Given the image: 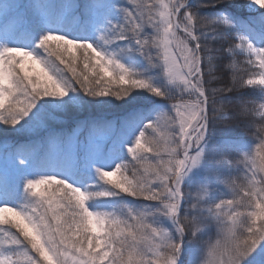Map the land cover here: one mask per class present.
<instances>
[{"label": "snow or ice", "instance_id": "6c2138e0", "mask_svg": "<svg viewBox=\"0 0 264 264\" xmlns=\"http://www.w3.org/2000/svg\"><path fill=\"white\" fill-rule=\"evenodd\" d=\"M248 3L262 15L239 27L226 12L202 14L222 0L0 3L9 22L0 38H29L27 47L0 44V149L21 145L10 136L27 138L25 145H40L43 161L33 166L35 157L17 156L11 184L0 172V225L19 234L0 228V249H11L0 251V264H184V237L211 226L217 238L203 242L199 264H264V128L254 149L226 146L243 156V183L207 169V213L199 200L191 212L183 207L184 177L206 158L210 125L226 119L215 115L214 99L208 115L205 61L216 58L206 41L215 36L199 29L215 33L223 24L237 34L239 43L226 42L228 53L240 49L260 69L239 83L261 86L264 96V0ZM118 54L138 55L146 68L134 71ZM145 92L168 107H149ZM213 183L222 190L209 191ZM125 195L148 203L90 208Z\"/></svg>", "mask_w": 264, "mask_h": 264}, {"label": "trees", "instance_id": "16d2710c", "mask_svg": "<svg viewBox=\"0 0 264 264\" xmlns=\"http://www.w3.org/2000/svg\"><path fill=\"white\" fill-rule=\"evenodd\" d=\"M190 1V3H192L194 6L200 5L202 3V0ZM222 2L224 3V5H217L216 10L202 9V14H215L217 10H223L233 18V21L235 23L234 25H237V27H239L240 23L251 21L253 20V18L256 19V16H261V14H253L255 16H251L250 13L247 12L248 0H222ZM149 31L151 30L149 29ZM199 31H203L206 36H215L214 41L211 40V38L206 41L209 44L208 55H211L216 58L215 61L211 63V65H209L207 60L205 61V87L208 89L210 96V106L208 109V115L210 119L214 115L211 105V100L214 99L215 108L217 109L215 115L217 117H226V119L218 120L215 128H212V126L210 125L209 133L207 135L208 142L206 144L207 156L205 159L202 160V164H207L204 165L205 168H209L212 170L219 169L221 172H224L231 168V164L235 161L234 159H236L237 157V153L226 151V146L228 144L238 143L242 150L243 147L252 142H259L257 136L261 133H259L258 130L260 128H264V117L261 116L260 108L261 105H264V96H262L260 92L261 86L246 84L241 85L239 83L241 82L244 76L252 75L253 73H257L258 71L256 67L248 64L249 59L245 60L244 58H241L240 62L237 63L235 68H232L228 51L226 48V42L233 41V38L236 36V33L227 31L222 24L216 25L215 33H212L211 30L207 28L199 29ZM237 54L238 53H236V55ZM119 58L122 63H125L127 67L134 71L143 72L146 68V62L143 60L142 57H139L138 55H119ZM252 59L255 60V57H252ZM80 69H82V65L80 66V68H78V71ZM209 72L211 73V75H209ZM236 72H239V80L234 83L233 74H235ZM157 82L158 81L154 80V83ZM213 88L224 89V91L213 93ZM229 88H231L232 91H227V89ZM143 95L147 97L149 101V107H153L155 105H164L165 107H168L166 103L160 101L158 98L150 97L149 94L146 92ZM174 102L175 101H172L170 103ZM91 104L92 102L89 101V112L92 115H96L97 112L91 106ZM244 107L248 109H254L255 112H249L247 114H244L242 112V108ZM26 139L27 138H22L19 136L9 137V140L12 144L20 143L21 145L19 147L21 148H26L28 150L37 149L39 145H36L35 147H33L32 145H25L24 143ZM32 139H38V137H32ZM221 157L224 160V163L218 166L216 160ZM192 181L193 187L196 188L195 185L197 184V181ZM235 181L237 184H241L244 182V178L242 180L236 178ZM182 187L184 188V198L187 197V192L191 195V190L186 184H182ZM131 201L134 203L132 197H128L125 195L124 197H114L109 200L98 199L92 201L91 204L95 205L99 210L111 211L120 206V202ZM136 202H138L139 204L148 203L143 201H135V203ZM181 218L183 219V213L181 214ZM14 232L16 233V230H14Z\"/></svg>", "mask_w": 264, "mask_h": 264}, {"label": "rangeland", "instance_id": "374dc122", "mask_svg": "<svg viewBox=\"0 0 264 264\" xmlns=\"http://www.w3.org/2000/svg\"><path fill=\"white\" fill-rule=\"evenodd\" d=\"M13 2V0H0V3H11ZM18 2H22V3H28V0H18ZM58 2V0H48L49 6L50 8L53 7L55 5V3ZM123 3H126L127 0H122ZM191 2V1H190ZM216 10V8H214ZM223 10H217L216 12H220ZM215 12V13H216ZM224 12V11H223ZM248 13H250L251 16H255V15H262L260 10H257L254 6L250 5L248 3ZM255 14V15H253ZM253 18V17H252ZM256 18H258L256 16ZM254 19V18H253ZM9 22L6 21L3 17H0V28L7 26ZM233 24L234 21H233ZM246 24V22L244 23H240V25H244ZM223 25V24H222ZM223 27L226 29V26L223 25ZM237 35V34H236ZM28 36L20 33L18 35H16L15 37L9 39V40H4L3 38H0V44H4V43H9L10 46H29L28 45ZM251 39V36H250ZM233 43H239L238 39H234L233 38ZM259 46V43H258ZM236 53H238L236 55ZM229 58H230V62L232 65V68L234 69L235 66L237 65V63L240 62L241 58H244L245 60L249 59V55L246 52H242L240 49H236L233 53H228ZM243 55V56H242ZM242 56V57H240ZM257 68V67H256ZM257 73L260 71L259 68H257ZM233 77L236 78V82L239 80V72H236L235 74H233ZM249 78H254L252 75L249 76H244L242 80H247ZM241 80V81H242ZM234 82V80H233ZM234 82V83H236ZM184 99H188L187 96L184 97ZM160 107L163 108H167L164 105H159ZM172 115H174V112L172 113ZM103 136V134H102ZM258 142H252L248 145H246L245 147H243L242 151H248L251 148L254 149L255 148V144ZM39 150H40V145L37 147V149H32V150H28L26 148H21V147H17L14 150H10L7 153H5L2 149H0V172H3L4 174V178L11 184L14 183L17 177V173L14 169V165L16 163L17 160V156L19 155H23L25 158H32V165L33 166H40L43 161L39 158ZM194 154V153H193ZM166 158V157H165ZM235 161L231 164V168H229L228 170L224 171L223 173L225 174V178L229 179V180H235L236 178L239 179H243L244 178V173H245V167H244V163H243V156L242 155H238L236 159H234ZM18 162V161H17ZM206 163L201 164L196 167L193 168L187 176L184 177V181L183 184H186L190 190H191V195L187 192V197L184 198V209L188 212L193 211V205L197 204L198 200L200 201L199 206H201L205 213H207V208L209 207V204H205L203 203L204 200L208 199V195L209 192L204 191L205 188H207V185L205 184V176H206V170L209 168H205L204 165ZM207 165V164H206ZM192 180H196L197 184L195 185L196 188L193 187ZM210 189L209 191H212L214 189L220 188L222 190V185H218L216 183L210 184L209 185ZM218 193L216 192H210V198L211 199H215L214 202H219L218 198H217ZM224 199H230L232 198L230 195H226L223 197ZM129 204L132 205L134 203L131 202H120V204ZM135 204H139L138 202H136ZM11 205H9L10 207ZM214 206V204H213ZM91 209H96L99 210L95 205H90ZM165 224H168L167 221L164 222ZM0 228H5V229H10L11 232L15 233L14 230H16L15 228H12L11 225H2L0 226ZM17 235H19L18 233H16ZM3 232H0V239H3ZM217 236H216V229L214 226H211L209 228H202L201 232L197 234L196 237L192 238L191 240L188 238V236L184 237V242H183V251L181 253V259L184 261V264H199L200 259H203L206 256L207 253V247L206 244L203 245V242H207V241H211V242H215ZM0 251H4L6 253H10L11 249L10 248H3L0 249Z\"/></svg>", "mask_w": 264, "mask_h": 264}, {"label": "water", "instance_id": "95a60500", "mask_svg": "<svg viewBox=\"0 0 264 264\" xmlns=\"http://www.w3.org/2000/svg\"><path fill=\"white\" fill-rule=\"evenodd\" d=\"M183 205H184V201H183Z\"/></svg>", "mask_w": 264, "mask_h": 264}]
</instances>
